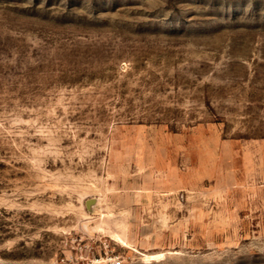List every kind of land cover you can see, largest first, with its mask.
Returning <instances> with one entry per match:
<instances>
[{"label": "rangeland", "instance_id": "obj_1", "mask_svg": "<svg viewBox=\"0 0 264 264\" xmlns=\"http://www.w3.org/2000/svg\"><path fill=\"white\" fill-rule=\"evenodd\" d=\"M248 143L264 0H0V264H264Z\"/></svg>", "mask_w": 264, "mask_h": 264}, {"label": "crops", "instance_id": "obj_2", "mask_svg": "<svg viewBox=\"0 0 264 264\" xmlns=\"http://www.w3.org/2000/svg\"><path fill=\"white\" fill-rule=\"evenodd\" d=\"M242 151L244 152H250V153H244L242 154L243 160H247L248 162L252 161H261L264 159V155L260 154L258 152L263 151L264 152V143H248L243 145ZM250 171V169H249ZM256 172L259 174V172H262L258 167L251 168L250 173ZM263 173V172H262Z\"/></svg>", "mask_w": 264, "mask_h": 264}, {"label": "built area", "instance_id": "obj_3", "mask_svg": "<svg viewBox=\"0 0 264 264\" xmlns=\"http://www.w3.org/2000/svg\"><path fill=\"white\" fill-rule=\"evenodd\" d=\"M98 262L102 264H124V258L122 255H114L98 260Z\"/></svg>", "mask_w": 264, "mask_h": 264}]
</instances>
